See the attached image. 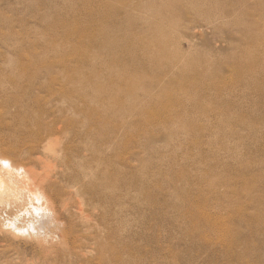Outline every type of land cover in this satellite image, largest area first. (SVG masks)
<instances>
[{"label":"rangeland","instance_id":"obj_1","mask_svg":"<svg viewBox=\"0 0 264 264\" xmlns=\"http://www.w3.org/2000/svg\"><path fill=\"white\" fill-rule=\"evenodd\" d=\"M25 109L63 132L34 154L59 224L10 231L1 203L0 264H264V0H0V112ZM2 131V155L30 144ZM95 168L113 188L82 217L70 182Z\"/></svg>","mask_w":264,"mask_h":264},{"label":"bare ground","instance_id":"obj_2","mask_svg":"<svg viewBox=\"0 0 264 264\" xmlns=\"http://www.w3.org/2000/svg\"><path fill=\"white\" fill-rule=\"evenodd\" d=\"M106 9L107 13L119 12L117 10L115 11L116 8L114 6H111V8L106 6ZM106 15L110 16V14ZM86 26V28L77 30L79 31L80 35L90 34L95 40L106 36L107 31L103 28V26L94 25L92 23L89 24V22L86 23ZM112 46H110L111 53L108 56L114 58L116 57L117 60L120 61V58L118 57L122 51L119 48L113 50ZM134 47L137 48L136 50H141L140 45ZM88 50V47L79 49L78 55L80 57V62H87L89 60V57L86 55ZM128 54L130 55V51ZM130 59L131 61L135 60L133 56L130 57ZM155 59V57L150 58L151 63L156 66L157 61ZM145 62H147L146 59ZM132 66L134 71L138 70L134 64H132ZM121 67H119L121 71L122 69L124 71H129L130 69L128 66ZM105 70L111 73L113 72V68L110 67H105ZM93 74L95 73H92V76ZM113 95L115 96V93ZM114 96L113 100L115 101L118 97ZM6 100L8 103L13 102L12 98H8ZM15 101L17 105H19L21 102V100L16 99ZM19 111L20 112L15 116L0 112V128H2L3 131H6L7 135L11 137L16 132L24 131L30 137V144L27 146L25 143H17L11 145L7 152L5 151L6 153L12 154L13 156L7 154L2 155L0 153V204L2 203L3 207L13 208L12 210H14L9 214V216L12 217V222H10L11 225H9V223H5L3 226L11 229L10 231L20 230L26 234L31 233V235H41L40 233H44L42 231V227L44 226L42 225L48 219L53 223L59 224V218L58 215L56 216L54 200L52 199V195L49 192V185L47 182L53 171V168L46 170L43 169L41 165L46 161L43 159V157L34 156V154L42 152L47 155V151L59 145L63 132L60 129L56 130L57 128H54L52 125H45L40 129H34V127L38 125L36 119L33 120L32 117L27 114V109L24 110V114L21 110ZM88 112L91 113L87 114L91 118V116L94 115L93 109L89 107L86 113ZM84 121L86 124L85 130L82 133L76 131V136L87 139H93L95 135L98 136L99 134H97L91 122H89L87 119H84ZM14 156L20 159L21 162L17 163ZM92 159L87 160L86 165H93V162H95L96 165H94L98 167L99 163L102 161L101 156L94 152H92ZM105 177L106 175L104 172H100V170L95 168L93 171H87V173L84 174V178L82 180H73L70 182V188H72L73 194L80 198V200H77L78 204L76 205L72 203V206L78 207V211L82 217L85 215L84 212H86V216H90L91 213H97V210L100 212L105 209L106 200L102 201L103 203L100 204L101 207H99L97 204H94L95 201H98L97 197L100 196V192H108L113 188V186L108 181L109 179L106 180ZM104 196L106 197V195ZM89 198L92 200L90 201ZM83 206L87 208H83ZM261 215V217L256 216L252 219L258 220L259 224H264V213H261ZM50 218L52 220H50ZM18 220L21 221L22 225H17ZM24 222L27 224L26 226L24 225Z\"/></svg>","mask_w":264,"mask_h":264}]
</instances>
